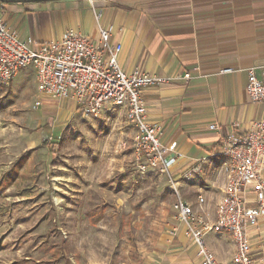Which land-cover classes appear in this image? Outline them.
Wrapping results in <instances>:
<instances>
[{
    "label": "crops",
    "instance_id": "1",
    "mask_svg": "<svg viewBox=\"0 0 264 264\" xmlns=\"http://www.w3.org/2000/svg\"><path fill=\"white\" fill-rule=\"evenodd\" d=\"M0 19L22 40L39 44L76 31L98 45L100 27L110 28L112 44L123 47L125 72L162 79L142 91L148 118L162 125L163 144L178 143L182 157L174 174L182 191H196L195 202L186 201L200 210L202 196L203 212L216 218L227 181V160L221 155L225 140L264 120V102L255 103L247 92L251 69L262 78L264 0H0ZM67 103L79 113L76 102ZM114 112L126 117L120 108L101 117ZM128 125L131 140H121L117 152L133 149L136 130ZM50 144L45 146L55 158L57 144ZM261 173L264 179V163ZM244 197L255 204L252 184ZM167 228L165 240L136 264H203L184 226L175 219ZM247 235L254 259L264 263V220ZM206 244L219 264H236L230 234H211Z\"/></svg>",
    "mask_w": 264,
    "mask_h": 264
},
{
    "label": "rangeland",
    "instance_id": "2",
    "mask_svg": "<svg viewBox=\"0 0 264 264\" xmlns=\"http://www.w3.org/2000/svg\"><path fill=\"white\" fill-rule=\"evenodd\" d=\"M70 101L42 94L33 68L0 87V264H136L175 222L164 176L116 151L131 140L125 115L77 114Z\"/></svg>",
    "mask_w": 264,
    "mask_h": 264
},
{
    "label": "built area",
    "instance_id": "3",
    "mask_svg": "<svg viewBox=\"0 0 264 264\" xmlns=\"http://www.w3.org/2000/svg\"><path fill=\"white\" fill-rule=\"evenodd\" d=\"M99 36L97 45L68 31L62 39L39 44L22 40L0 19V87L9 86L21 71L33 68L42 94L74 101L87 116L99 118L110 108L125 110L127 122L136 130L133 150L140 173L158 172L167 179L176 197L175 218L184 226L203 264H219L206 244V238L215 233L232 236L236 264H264L254 259L247 235L248 228L264 220V120L255 121L247 133L227 136L221 152L227 160V181L216 218H209L202 210V196L198 198L200 210H196L179 191L180 179L174 174L182 157L178 143L163 144L162 125L148 118L142 91L162 79L139 70L125 72L120 64L123 47L112 44L111 29L100 27ZM261 69L262 78L256 69L249 71L247 92L255 103L264 102V66ZM40 106L37 101L34 109ZM210 129L218 130L217 126ZM189 177L191 173L186 174L187 180ZM249 184L254 188V205L244 197Z\"/></svg>",
    "mask_w": 264,
    "mask_h": 264
},
{
    "label": "trees",
    "instance_id": "4",
    "mask_svg": "<svg viewBox=\"0 0 264 264\" xmlns=\"http://www.w3.org/2000/svg\"><path fill=\"white\" fill-rule=\"evenodd\" d=\"M50 145H52V143ZM27 159H28V153L21 157V159L19 160V165H22Z\"/></svg>",
    "mask_w": 264,
    "mask_h": 264
}]
</instances>
